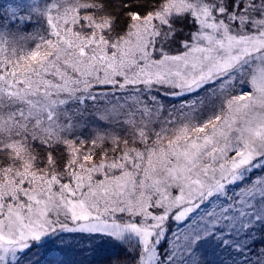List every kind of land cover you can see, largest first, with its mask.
I'll list each match as a JSON object with an SVG mask.
<instances>
[{
  "label": "snow or ice",
  "instance_id": "1",
  "mask_svg": "<svg viewBox=\"0 0 264 264\" xmlns=\"http://www.w3.org/2000/svg\"><path fill=\"white\" fill-rule=\"evenodd\" d=\"M97 239L264 264V0L0 3V264Z\"/></svg>",
  "mask_w": 264,
  "mask_h": 264
},
{
  "label": "trees",
  "instance_id": "2",
  "mask_svg": "<svg viewBox=\"0 0 264 264\" xmlns=\"http://www.w3.org/2000/svg\"><path fill=\"white\" fill-rule=\"evenodd\" d=\"M36 147L38 151L41 150L39 148V145H37ZM96 243L98 244V247L95 253L82 252V256L85 259L83 264H104L107 258L113 255L114 252L116 251L112 243L108 240L100 241L99 239H97ZM80 244H82L84 247L83 242H81ZM64 256L65 255L61 252H57L54 250L50 251L45 257V264H58L60 263V257L64 258Z\"/></svg>",
  "mask_w": 264,
  "mask_h": 264
},
{
  "label": "rangeland",
  "instance_id": "3",
  "mask_svg": "<svg viewBox=\"0 0 264 264\" xmlns=\"http://www.w3.org/2000/svg\"><path fill=\"white\" fill-rule=\"evenodd\" d=\"M4 2V0H0V3ZM71 239V238H69ZM75 243V241H73ZM80 247H83L82 244H80L74 251H70L68 253H63L65 256L60 257V263L58 264H80V262L84 263V257L82 256V252L80 251Z\"/></svg>",
  "mask_w": 264,
  "mask_h": 264
}]
</instances>
